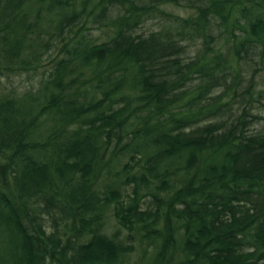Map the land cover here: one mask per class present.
Returning <instances> with one entry per match:
<instances>
[{
  "label": "trees",
  "instance_id": "obj_1",
  "mask_svg": "<svg viewBox=\"0 0 264 264\" xmlns=\"http://www.w3.org/2000/svg\"><path fill=\"white\" fill-rule=\"evenodd\" d=\"M263 69L264 0H0V264H264Z\"/></svg>",
  "mask_w": 264,
  "mask_h": 264
},
{
  "label": "rangeland",
  "instance_id": "obj_2",
  "mask_svg": "<svg viewBox=\"0 0 264 264\" xmlns=\"http://www.w3.org/2000/svg\"><path fill=\"white\" fill-rule=\"evenodd\" d=\"M173 9L178 12L181 11V13L184 12L182 7H173ZM154 25L155 24L153 22L149 21L144 27H152ZM35 77H37V75H35ZM29 80H30V76L28 75V73H22V74H17V75L13 74L10 76V78L1 77L0 78V93H3V94L7 93L8 90L10 91L12 87L22 86L24 85V82L29 83ZM258 81H260L259 87H264V69L261 70V72H259ZM263 108L264 107H261L260 109L262 112H264ZM262 123H264V120H261L260 123L258 122L257 127H260L261 125H263Z\"/></svg>",
  "mask_w": 264,
  "mask_h": 264
}]
</instances>
